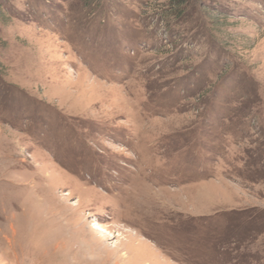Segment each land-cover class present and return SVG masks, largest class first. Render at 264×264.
<instances>
[{
    "label": "rangeland",
    "instance_id": "obj_1",
    "mask_svg": "<svg viewBox=\"0 0 264 264\" xmlns=\"http://www.w3.org/2000/svg\"><path fill=\"white\" fill-rule=\"evenodd\" d=\"M0 264H264V0H0Z\"/></svg>",
    "mask_w": 264,
    "mask_h": 264
},
{
    "label": "trees",
    "instance_id": "obj_2",
    "mask_svg": "<svg viewBox=\"0 0 264 264\" xmlns=\"http://www.w3.org/2000/svg\"><path fill=\"white\" fill-rule=\"evenodd\" d=\"M85 5H88L93 0H81Z\"/></svg>",
    "mask_w": 264,
    "mask_h": 264
},
{
    "label": "bare ground",
    "instance_id": "obj_3",
    "mask_svg": "<svg viewBox=\"0 0 264 264\" xmlns=\"http://www.w3.org/2000/svg\"><path fill=\"white\" fill-rule=\"evenodd\" d=\"M94 229H97V228H94Z\"/></svg>",
    "mask_w": 264,
    "mask_h": 264
}]
</instances>
